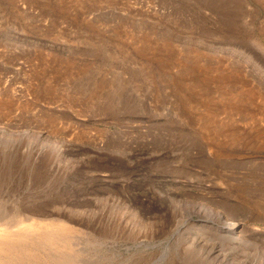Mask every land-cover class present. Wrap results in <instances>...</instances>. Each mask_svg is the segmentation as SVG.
Here are the masks:
<instances>
[{"label":"rangeland","instance_id":"obj_1","mask_svg":"<svg viewBox=\"0 0 264 264\" xmlns=\"http://www.w3.org/2000/svg\"><path fill=\"white\" fill-rule=\"evenodd\" d=\"M0 264H264V0H0Z\"/></svg>","mask_w":264,"mask_h":264},{"label":"bare ground","instance_id":"obj_2","mask_svg":"<svg viewBox=\"0 0 264 264\" xmlns=\"http://www.w3.org/2000/svg\"><path fill=\"white\" fill-rule=\"evenodd\" d=\"M208 212H210L218 220H222L225 223V226L229 230L234 231V232H237L238 231V226H239L238 223L236 221H234L233 219H230V217L229 218L224 217L220 212H218L217 210L215 211L213 209H211V210L209 209Z\"/></svg>","mask_w":264,"mask_h":264}]
</instances>
